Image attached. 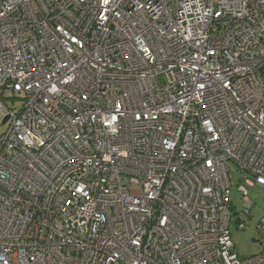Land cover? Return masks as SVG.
<instances>
[{"label": "built area", "instance_id": "obj_1", "mask_svg": "<svg viewBox=\"0 0 264 264\" xmlns=\"http://www.w3.org/2000/svg\"><path fill=\"white\" fill-rule=\"evenodd\" d=\"M0 108V264H264V0H0Z\"/></svg>", "mask_w": 264, "mask_h": 264}, {"label": "rangeland", "instance_id": "obj_2", "mask_svg": "<svg viewBox=\"0 0 264 264\" xmlns=\"http://www.w3.org/2000/svg\"><path fill=\"white\" fill-rule=\"evenodd\" d=\"M12 95V93L4 94L6 97L4 99L5 105L9 108L13 106L20 107L22 100L13 98ZM0 112L2 113V115H0V133H2L5 130V124H2L4 114L1 108ZM227 168L232 183L230 188V200L234 212L240 213L244 208V203L248 200L253 203L245 228H238V224L234 221L229 225L234 249L241 257L257 254L264 250V232H257L255 229L258 221L264 215V188L255 185L248 189L247 196H241L237 191V186L242 184L246 177L250 178V175L246 172H242L231 161L227 162ZM131 192L139 194V186L133 185Z\"/></svg>", "mask_w": 264, "mask_h": 264}, {"label": "water", "instance_id": "obj_3", "mask_svg": "<svg viewBox=\"0 0 264 264\" xmlns=\"http://www.w3.org/2000/svg\"><path fill=\"white\" fill-rule=\"evenodd\" d=\"M6 120H7V118L6 117H3L2 124H5L6 123Z\"/></svg>", "mask_w": 264, "mask_h": 264}, {"label": "crops", "instance_id": "obj_4", "mask_svg": "<svg viewBox=\"0 0 264 264\" xmlns=\"http://www.w3.org/2000/svg\"><path fill=\"white\" fill-rule=\"evenodd\" d=\"M0 115H2V113L0 112Z\"/></svg>", "mask_w": 264, "mask_h": 264}]
</instances>
